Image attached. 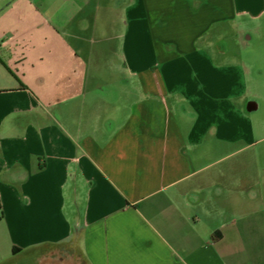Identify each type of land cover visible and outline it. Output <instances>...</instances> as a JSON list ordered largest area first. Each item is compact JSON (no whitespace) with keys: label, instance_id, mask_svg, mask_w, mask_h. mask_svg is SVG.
<instances>
[{"label":"crops","instance_id":"1","mask_svg":"<svg viewBox=\"0 0 264 264\" xmlns=\"http://www.w3.org/2000/svg\"><path fill=\"white\" fill-rule=\"evenodd\" d=\"M237 19L264 0H0V264H264Z\"/></svg>","mask_w":264,"mask_h":264},{"label":"rangeland","instance_id":"2","mask_svg":"<svg viewBox=\"0 0 264 264\" xmlns=\"http://www.w3.org/2000/svg\"><path fill=\"white\" fill-rule=\"evenodd\" d=\"M109 20L113 21L111 24H114L113 29H108L104 35H101L104 36L103 42L106 45L104 57L109 59L111 57L115 58L117 57L116 53H119L120 76L122 75L121 66L123 64L121 59V36L119 35L118 41L116 35L118 31L116 28L119 25L120 34L122 31L123 19L119 17ZM3 25L6 27V23H3ZM234 30H236L237 34L225 28L224 31L219 33V37L217 36L218 38L214 39V42L219 43L221 47L227 46L229 51H227V56H225L226 60L241 61L248 69L246 79L249 86V93L245 100L246 103L253 100V102L259 106L249 114L251 115L254 126V133L252 136L253 143H251L243 153L251 157L252 163L250 164V168L252 171L258 169L264 170V20L251 21L248 19H237V25ZM240 32H245V35H242L241 38L238 37ZM86 38L88 45L93 46L94 44L96 45L98 34H96L94 30H91L88 32ZM243 42H245L244 46H242ZM118 45L119 51L117 50ZM109 68L110 67L107 66L92 67V71L97 70L99 73L98 77L105 81L112 73ZM92 85H95V83H92ZM124 86H126V83H124ZM259 138L261 139L255 141ZM238 147L239 145H236L235 148ZM61 254H63V256L66 255L65 248L60 246H48L37 252H33L28 257L16 258L9 264H52L53 257Z\"/></svg>","mask_w":264,"mask_h":264},{"label":"water","instance_id":"3","mask_svg":"<svg viewBox=\"0 0 264 264\" xmlns=\"http://www.w3.org/2000/svg\"><path fill=\"white\" fill-rule=\"evenodd\" d=\"M256 108V104H255V102H253V101H248L247 103H246V109L248 110V111H250V110H254Z\"/></svg>","mask_w":264,"mask_h":264},{"label":"trees","instance_id":"4","mask_svg":"<svg viewBox=\"0 0 264 264\" xmlns=\"http://www.w3.org/2000/svg\"><path fill=\"white\" fill-rule=\"evenodd\" d=\"M3 214H2V210H1V207H0V218H2Z\"/></svg>","mask_w":264,"mask_h":264}]
</instances>
